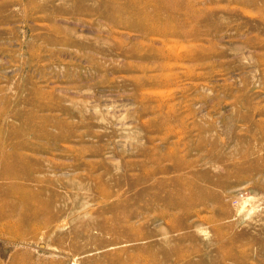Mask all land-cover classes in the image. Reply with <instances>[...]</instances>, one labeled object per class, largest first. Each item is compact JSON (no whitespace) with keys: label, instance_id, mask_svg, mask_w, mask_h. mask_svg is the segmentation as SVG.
Wrapping results in <instances>:
<instances>
[{"label":"rangeland","instance_id":"rangeland-1","mask_svg":"<svg viewBox=\"0 0 264 264\" xmlns=\"http://www.w3.org/2000/svg\"><path fill=\"white\" fill-rule=\"evenodd\" d=\"M260 125L264 0H0V146L25 143L23 182L64 210L0 214V243H21L0 264H114L95 229L112 214L67 183L143 192L115 243L166 264H264Z\"/></svg>","mask_w":264,"mask_h":264},{"label":"bare ground","instance_id":"bare-ground-1","mask_svg":"<svg viewBox=\"0 0 264 264\" xmlns=\"http://www.w3.org/2000/svg\"><path fill=\"white\" fill-rule=\"evenodd\" d=\"M38 108L43 110L47 107L39 105ZM259 128L262 129L261 125ZM261 132L264 134L263 129ZM18 146L24 147L25 143L22 142L18 145L14 144L11 151H7V153L5 151L3 152V146H0V176L4 175L6 178L14 179V181H10V184H6V186L0 184V214L3 215L8 212H18L17 210H19L20 212L18 213L20 214L37 216L40 212H45V215L51 219L54 217L56 218L58 214L63 213V208H55L52 200H43L37 195V192L34 189H28L25 182H23L25 179L35 181V162L31 159V162L26 163L25 156L18 153ZM11 164H14L17 169H12ZM252 165H254V163H252ZM3 167H5V169H2ZM143 178L144 177H140L142 180ZM144 180H146V178H144ZM65 188L69 193H72L71 190H78L76 195L82 196V201L75 203V205L79 208L87 209L86 212L89 211L91 213L93 211L98 214H112V216L109 217L104 216V218L95 225V229L100 232H114V239H112L113 243L109 244L119 247L107 256V258H110L109 262L114 264H166L164 253L155 251V248L151 244L115 243L119 242L122 237L125 238V236H121L122 233H119L118 231L121 229L127 230V228H133L131 221L140 216V213L135 212L136 209L132 208L133 205L139 203V205H143L144 207L150 206L148 202L141 201L140 194H143V192L131 194L130 196L125 195L124 193L126 192L121 191L120 189L115 191L105 187L91 189L90 187H84L82 185L79 187H70L68 183ZM131 188H133V185ZM144 192L147 193V190ZM5 193L15 195L19 199V203H11L8 200L9 198L6 199L9 195L5 196ZM52 194L54 197V190H52ZM95 194L100 197L101 201L98 203L99 206L95 210L89 209L90 201L94 199ZM191 202H195V199L183 200L177 198L174 206L184 208L185 204ZM14 244L0 243V255L3 259L10 260L15 252H17L21 243ZM57 244L61 245L62 243ZM123 255H126V257ZM73 264H78V262Z\"/></svg>","mask_w":264,"mask_h":264}]
</instances>
